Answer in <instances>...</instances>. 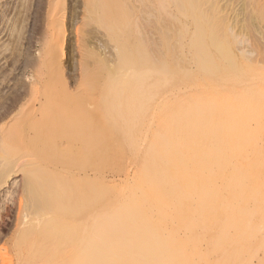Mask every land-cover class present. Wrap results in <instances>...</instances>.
<instances>
[{"label": "bare ground", "instance_id": "1", "mask_svg": "<svg viewBox=\"0 0 264 264\" xmlns=\"http://www.w3.org/2000/svg\"><path fill=\"white\" fill-rule=\"evenodd\" d=\"M110 1L86 5L103 22ZM124 1L104 27L116 59L92 71L106 80L97 111L81 94L70 97L79 108L57 113V157L30 169L31 211L20 205L0 264H264V73L251 77L245 50L185 0H166L179 11L175 42L163 24L152 54L140 25L148 1L139 11ZM103 123L120 139L114 166L126 155L134 165L120 189L101 172ZM77 149L86 161L67 159Z\"/></svg>", "mask_w": 264, "mask_h": 264}, {"label": "rangeland", "instance_id": "2", "mask_svg": "<svg viewBox=\"0 0 264 264\" xmlns=\"http://www.w3.org/2000/svg\"><path fill=\"white\" fill-rule=\"evenodd\" d=\"M86 1L0 0V247L6 246L9 254L11 236L20 220L18 210L25 206L23 211H31L27 207L30 201L28 193L34 191L29 189L30 169H37L46 160L57 157L54 140L60 134L53 124L57 113L67 107L68 110L79 108L81 104L71 101L70 97L74 95L77 99L81 94L87 96L90 109L97 111V100L102 95V85L106 84V80L94 76L92 71L100 64L113 63L116 59V43L106 31L105 23L111 16H115L113 19L116 22L120 20L127 6L125 1L111 0L107 12L99 11L100 15H104L103 22L92 16ZM137 1L128 0V3L139 11L136 8L140 7V1ZM147 1L149 14L145 12L148 14L145 19L141 16L144 23L140 22V25L149 27L142 30L143 34L147 32L144 40L147 41L148 37L150 40L147 41L148 51L159 55L163 49L156 41L160 39L158 41L161 42L160 35H165V24L170 41L175 42L172 29L176 27L174 17L179 11L174 3L166 0ZM185 1L196 13L207 14L218 22L221 27L216 29L217 37L225 39L235 52L245 50L255 69H252L251 77L264 73V0ZM137 15L140 18L141 13ZM187 22L190 25L189 19ZM226 25L231 27L234 37L226 33ZM118 36L121 38L122 34ZM251 124L254 125L255 121ZM101 129L105 135L99 147L103 157L101 172L109 184H116L120 189L134 165L126 155L120 167L114 166L115 156L121 152L120 139L114 135L109 124L103 123ZM74 135L77 131L70 132V139H74ZM81 152L74 150L67 159L76 160L75 163L86 161L88 152ZM87 171L88 174L93 173L91 169ZM19 215L21 217L20 212ZM5 262L3 264H8Z\"/></svg>", "mask_w": 264, "mask_h": 264}]
</instances>
